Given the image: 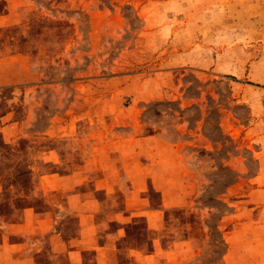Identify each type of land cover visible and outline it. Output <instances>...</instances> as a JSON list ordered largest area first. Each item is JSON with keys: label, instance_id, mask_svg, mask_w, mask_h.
I'll list each match as a JSON object with an SVG mask.
<instances>
[{"label": "rangeland", "instance_id": "obj_1", "mask_svg": "<svg viewBox=\"0 0 264 264\" xmlns=\"http://www.w3.org/2000/svg\"><path fill=\"white\" fill-rule=\"evenodd\" d=\"M0 124L140 230L120 264H264V0H0Z\"/></svg>", "mask_w": 264, "mask_h": 264}, {"label": "crops", "instance_id": "obj_2", "mask_svg": "<svg viewBox=\"0 0 264 264\" xmlns=\"http://www.w3.org/2000/svg\"><path fill=\"white\" fill-rule=\"evenodd\" d=\"M12 125L0 124V129L5 131ZM25 140L28 146L23 148ZM28 141L23 136L6 137L3 141L10 151H17L11 160L19 159L12 166L5 167L4 163L0 166V264H120L124 249L139 250L143 240L140 230L133 225L129 234L122 218L112 219L106 228L99 227L96 213L100 205L93 198L71 191L66 196L63 194L64 203L52 200L55 196L50 191L52 188L78 190L85 170L83 173L76 168L66 171L55 148L43 151L40 161L32 159ZM19 146L21 150H17ZM7 158L6 153L1 160ZM22 160L25 164H21ZM35 171L41 176L39 182L33 176ZM124 206L119 203L118 208L129 209L135 218L139 213L152 211L135 204ZM79 208L77 226H72L70 234H66L63 229L69 222L61 211L67 209L74 214ZM135 218L131 219L132 224L136 223ZM153 253L155 256L159 252L149 251L147 255ZM152 264L157 263L154 260Z\"/></svg>", "mask_w": 264, "mask_h": 264}]
</instances>
